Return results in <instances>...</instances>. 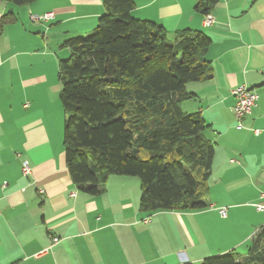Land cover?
Here are the masks:
<instances>
[{"label":"crops","instance_id":"1","mask_svg":"<svg viewBox=\"0 0 264 264\" xmlns=\"http://www.w3.org/2000/svg\"><path fill=\"white\" fill-rule=\"evenodd\" d=\"M103 1L0 0V18L17 17L0 28V264H200L245 254L264 228L256 210L264 208V0H218L211 25L195 0H134L132 17L161 25L170 42L184 29L211 41V78L189 83L195 98L180 103L202 116L214 144L208 206L150 214L140 210L138 178L110 176L91 196L65 165L58 62L69 56L67 39L95 29ZM47 12L54 18L31 20ZM239 86L257 96L241 128L231 94Z\"/></svg>","mask_w":264,"mask_h":264},{"label":"trees","instance_id":"2","mask_svg":"<svg viewBox=\"0 0 264 264\" xmlns=\"http://www.w3.org/2000/svg\"><path fill=\"white\" fill-rule=\"evenodd\" d=\"M27 6L36 0H1ZM218 0H195L211 14ZM104 14L84 37L67 39L58 62L59 100L65 112L63 151L70 181L97 196L110 176L138 178L140 210L199 211L214 156L199 113L182 111L193 100L187 85L211 78L210 39L200 31L165 29L132 17L134 0H104ZM17 21L0 18V28ZM200 264H264V229L245 254L208 257Z\"/></svg>","mask_w":264,"mask_h":264},{"label":"built area","instance_id":"3","mask_svg":"<svg viewBox=\"0 0 264 264\" xmlns=\"http://www.w3.org/2000/svg\"><path fill=\"white\" fill-rule=\"evenodd\" d=\"M54 18L53 12H47L42 15H31V20L34 22L49 21ZM213 23V18L210 15L205 16L204 24L211 25ZM231 94L235 99V104L233 107L234 116L237 120V128H241V122L251 114L252 109L256 106L257 96L254 92L246 88L245 86H239L232 90ZM255 135H258V131H254ZM30 167L27 162H22L21 172L23 176H28L30 174ZM42 192V191H41ZM256 210L262 212L264 208L262 206H257ZM221 217L226 216V211L224 209L219 210Z\"/></svg>","mask_w":264,"mask_h":264},{"label":"rangeland","instance_id":"4","mask_svg":"<svg viewBox=\"0 0 264 264\" xmlns=\"http://www.w3.org/2000/svg\"><path fill=\"white\" fill-rule=\"evenodd\" d=\"M81 37H83V36H81ZM67 58H68V56L65 59H67ZM61 60H63V59H61ZM250 244H252V242H250ZM236 253L241 254L240 252H236Z\"/></svg>","mask_w":264,"mask_h":264},{"label":"water","instance_id":"5","mask_svg":"<svg viewBox=\"0 0 264 264\" xmlns=\"http://www.w3.org/2000/svg\"><path fill=\"white\" fill-rule=\"evenodd\" d=\"M262 229H264V228H262Z\"/></svg>","mask_w":264,"mask_h":264}]
</instances>
